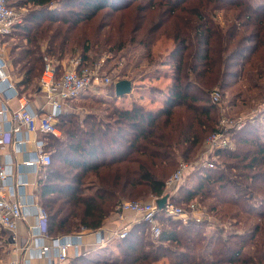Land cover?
Listing matches in <instances>:
<instances>
[{"label":"trees","instance_id":"1","mask_svg":"<svg viewBox=\"0 0 264 264\" xmlns=\"http://www.w3.org/2000/svg\"><path fill=\"white\" fill-rule=\"evenodd\" d=\"M11 3L31 4L23 22L2 38L18 39L9 60L21 94L28 96L24 91L40 77L45 57L59 62L54 63L59 73L60 62L77 53L81 65L87 64L98 41L104 51L142 47L147 65L173 69L157 110L134 101L130 108L115 105L106 116L89 111L82 118L76 112L57 117L62 137L47 135L45 150L52 162L39 182L52 237L100 229L125 198L145 191L163 196L168 168L191 161L193 152L219 129V107L211 92L219 89L223 97L241 79L255 76V87L264 79V0ZM219 12L231 15L220 21ZM97 17L102 21L90 28ZM161 37L171 39L173 46L157 59L153 48ZM232 133L235 149L217 150L220 161L214 167L197 169L198 183L186 189L184 202L210 200L209 211L239 229L208 237L202 222L182 227L175 222L149 240L144 236L150 235L149 225L140 220L117 241L116 256L80 254L66 264H156L162 258L168 264H264V121L249 118Z\"/></svg>","mask_w":264,"mask_h":264},{"label":"built area","instance_id":"2","mask_svg":"<svg viewBox=\"0 0 264 264\" xmlns=\"http://www.w3.org/2000/svg\"><path fill=\"white\" fill-rule=\"evenodd\" d=\"M26 7H16L10 0H0V150L5 149L9 142L8 135L13 140L17 149H23L28 142L36 144L35 155L26 158L21 163L27 167L48 166L52 162V157L45 150L46 141L40 135H53L62 137V131L57 126V117L64 111L68 100L75 98L85 91L95 90L98 86H111L115 83L110 76L103 74L99 67H92L88 64L81 65V60L74 59L70 66L62 73H58L56 66L47 57L46 64L39 78V87L47 98L52 109L44 113L33 110L28 96L21 94L15 87L10 75V62L7 54L1 45V38L8 35L14 27L23 22ZM5 90V91H4ZM3 92L7 98H17L19 106L16 109L3 101ZM222 94L219 89L211 92L213 103L219 104ZM244 121L221 113L218 128L212 132L205 140V150L194 164L180 161L177 169L166 181V187H173L180 183L186 174L192 169V165L199 167H214L217 158L216 151L219 149H235V141L231 132L243 127ZM10 158L7 163H0V228L12 233L14 239L15 232L20 221L27 218L32 213L36 217V222L31 226L33 236L38 239L36 252L39 255L47 256L48 264H66L69 259V250L72 247L78 248L83 239L86 229L78 232L59 235L52 238V245L42 243L48 233L47 213L35 196H26L21 199L17 196V187H24L28 184L26 177L21 178L17 186L14 182H9L12 171L10 170ZM154 197L150 201L124 200L118 207L117 212H132L144 220L149 225V233L153 239H158L162 234V224L159 214L173 217H181L185 222H203L204 216L201 214L196 202L188 204L185 210L181 206L167 200L160 208ZM128 227L115 231L114 236L123 238L128 233ZM99 243L106 240L101 230H95ZM44 242V241H43ZM55 249V254L51 255V250ZM10 264H18L13 261Z\"/></svg>","mask_w":264,"mask_h":264},{"label":"rangeland","instance_id":"3","mask_svg":"<svg viewBox=\"0 0 264 264\" xmlns=\"http://www.w3.org/2000/svg\"><path fill=\"white\" fill-rule=\"evenodd\" d=\"M12 2V0H10ZM261 2V0H257V3ZM230 16L231 14H225L224 12H219L218 20L223 21L225 20V16ZM102 21L101 17H97L96 20L93 22L94 24L90 26V28L94 29L96 25ZM17 38H11L8 40L7 44L9 50L11 51L12 45L17 42ZM94 43V42H93ZM97 45V46H96ZM173 46V41L170 42L167 38L161 37V39L155 44L153 48L154 57L157 59L162 58L165 54H167L170 48ZM78 49V48H77ZM9 51V53H10ZM145 50L142 47L136 46H127L126 49L122 51H104L102 43L99 41L94 43V48L92 52H90L92 59L87 63L92 67H99L100 71L110 76L114 81L122 80V79H129L126 77L128 74L133 76H143V81L140 86L142 88H148V90H143L144 95L142 96V101L147 103V105H156V102H151V92L154 93L156 96L157 94H161L163 91H166V85L170 81L169 77L163 76H156V71L153 68V65H147L148 61L145 58ZM97 55L98 57H93ZM75 57H80L78 53L74 55ZM74 56L67 57L64 63L62 64L64 70L68 68L71 64V61ZM169 74L173 72V70L168 69ZM10 74L17 80L18 76L15 74L14 66L11 65L9 69ZM62 71H59L61 73ZM41 76V75H40ZM253 77V76H252ZM250 77V78H252ZM40 78V77H39ZM39 78L36 80L34 86L30 87L29 89L25 90L24 92L28 95H34L36 91V87L39 86ZM249 78V77H248ZM244 78L239 80L233 87L227 89L223 93V97L221 98L218 104V114L219 117L221 113H225L228 116L234 117L236 119H242L244 125L246 120L255 116H261V119L264 121L263 113H264V94L261 93L262 88H264V79L258 80V84L260 87H255L252 82L255 80V76L253 77L252 81L250 79ZM137 79V78H136ZM114 86H98L95 88L94 91L90 93H83L77 96L76 102L74 103L73 108H76V113H78L79 117L82 118L87 112L95 111L99 116H106L110 113L115 105H119L115 103V100H120V98L116 97L114 94L115 83ZM111 84V85H112ZM21 90H24L23 86H20ZM150 89L153 91L149 92ZM132 91V90H131ZM130 91V92H131ZM129 92V93H130ZM95 93V94H94ZM148 95V96H147ZM153 95V96H154ZM83 96V97H82ZM93 96V97H92ZM84 97L86 101L82 100ZM90 97V98H89ZM81 100V101H80ZM122 103V102H121ZM77 108H79L77 110ZM243 125V126H244ZM232 136L233 133L231 132ZM233 139V137H232ZM206 140V139H205ZM234 140V139H233ZM205 143L199 146L191 155V161L189 163L194 164L201 153L205 150ZM236 147V144H235ZM195 158V159H194ZM189 159V160H190ZM194 159V160H192ZM183 161V160H180ZM215 161H220L219 158H216ZM176 166L170 167L167 170V174L169 177L174 173ZM200 168L198 165H192L191 171L183 178V180L178 183L177 185L169 188H165V194L168 195V199L171 202L181 206L185 210L188 209V204L191 202H196V205L199 207L201 214L204 216V220L201 223L203 226H200L202 230L205 231L206 235L209 236H216L217 234H222L223 236L227 235L230 231L239 229V226H233L227 220H223L216 215L214 212L209 211L208 203L210 200H206L204 202H200L198 199H192L190 202L185 203L184 197L186 196V189L195 187L196 183H198L197 177V169ZM169 179V178H168ZM167 179V180H168ZM155 196L151 194L149 191H145L141 193L138 197H131L125 198L126 200H142V201H150ZM178 200V201H176ZM183 202V203H182ZM162 221V222H161ZM160 222L163 228H168L170 225L177 222L178 227H182L184 224L193 223L196 221H188L185 222L181 217H173V216H166L163 215L160 218ZM199 223V222H196ZM0 235L7 236L2 230H0ZM146 239H151V236L147 233H144ZM2 243V242H1ZM0 243V245H1ZM166 262V263H165ZM156 264H168L167 258H162Z\"/></svg>","mask_w":264,"mask_h":264},{"label":"crops","instance_id":"4","mask_svg":"<svg viewBox=\"0 0 264 264\" xmlns=\"http://www.w3.org/2000/svg\"><path fill=\"white\" fill-rule=\"evenodd\" d=\"M30 6L31 4H25V5L16 6V7H26L28 11V8ZM2 38H1V45L4 48V51L6 52L8 60H9L10 50H9L7 41H2ZM168 40H170V42L172 41L171 39H168ZM78 55L80 56V54ZM48 59L53 63H59L49 57ZM74 59L81 60V57L76 56L75 58L72 59V61ZM65 60L66 58L60 62L61 67L59 68V70L62 72L64 71L62 64L64 63ZM11 65L12 63L10 62V68H11ZM168 69L173 70L168 65H163V66L154 68V70L156 71V76L169 77L170 79V81L166 85V88L164 89H167V87L169 86L171 82L172 72L169 74ZM10 75L12 77V81L15 87L17 88V82L20 80V78L18 77V79L16 80L12 76V74ZM126 77L127 78L129 77L130 81L132 82V89H131L132 91L124 96H121V98L116 96L114 92L115 96L120 98V100L119 99L115 100L116 104L119 103L118 106L122 108H130L134 101H138L145 108L151 109V110H157L163 106L166 91H163L161 94H157L155 96L154 93L151 92L153 90L150 89L149 92H151L152 94L150 96H151V99H153L151 100V102H156L157 104L147 105V103H144L142 101V96H145L143 90H148V88H142V85L141 86L139 85L143 81V76H136L134 78L133 76H130L128 74ZM112 86H114V84H112L111 87ZM112 90L115 91V89H112ZM92 91L94 90L91 89V90L85 91L84 93H90ZM28 98H29V102H30L32 109L37 111L40 114L50 111L52 109L51 105L48 103L47 98L45 97L44 93L41 91L39 86L36 87L35 94L32 96L28 95ZM75 98H72L67 101V103L65 104V109L62 113L76 112V108L75 109L73 108L74 103L76 102ZM85 98L87 97H84L82 100L86 101ZM2 99L3 101L7 102L10 105V107L13 109L18 108L19 106L18 100L15 96L9 99L7 98V95L5 94V92H3ZM78 109L79 108H77V110ZM39 137L47 141V135L46 136L40 135ZM10 138L11 137L8 135L9 142H7V146L5 147V149L0 150V163H7L9 161V158L11 161L9 168L12 171V176L10 180L8 181L14 182L15 187H16L18 181L21 178L26 177L28 184L25 185L24 187H17V193H18L17 196L20 197L21 199H24L26 196L28 197V196L33 195L36 197V199L39 200V182H40V179L44 177L46 168L45 166L27 167L21 164L24 159L33 157L35 155L36 144L30 141L27 143V145H25L23 149L20 150L15 147V145L13 144V140H10ZM195 187H193L192 189H194ZM140 220H141L140 217L132 212H124V213H119L117 211L114 212L105 220L103 226L100 229H97V230L102 231L106 242L99 243L96 232L86 230L83 234L82 242L80 243L78 248H75V247L70 248L69 259L77 255H80V254H85L93 258H104L107 256L108 257L116 256L119 253L118 247H117V241L119 240V238L114 236L115 231L121 228H124V227H128V229L130 230L135 226V224L139 223ZM35 222H36V217L33 213L29 215L27 218L20 221L19 227L17 231L15 232L14 239H12V233L8 232L5 229L0 228V230H2L7 235L6 237L0 235V243L2 242L0 245V264H10L11 262L15 260L18 261V264H48L49 263V260H48L49 258L47 256H43V255L41 256L36 252L37 245H38V239H36L33 236L32 228H31V226ZM52 238H53L52 236L48 235L47 237H44L43 239L44 242L42 241V243L47 244V245H52ZM54 254H55V249H52L51 255H54Z\"/></svg>","mask_w":264,"mask_h":264},{"label":"water","instance_id":"5","mask_svg":"<svg viewBox=\"0 0 264 264\" xmlns=\"http://www.w3.org/2000/svg\"><path fill=\"white\" fill-rule=\"evenodd\" d=\"M132 89V82L129 79H122L115 82V94L118 97L128 94ZM168 195H163L157 200V204L162 208L167 202Z\"/></svg>","mask_w":264,"mask_h":264}]
</instances>
